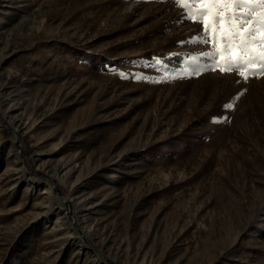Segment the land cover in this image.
Here are the masks:
<instances>
[{"label":"rangeland","instance_id":"374dc122","mask_svg":"<svg viewBox=\"0 0 264 264\" xmlns=\"http://www.w3.org/2000/svg\"><path fill=\"white\" fill-rule=\"evenodd\" d=\"M185 16L0 0V264H264V78L157 82Z\"/></svg>","mask_w":264,"mask_h":264},{"label":"snow or ice","instance_id":"6c2138e0","mask_svg":"<svg viewBox=\"0 0 264 264\" xmlns=\"http://www.w3.org/2000/svg\"><path fill=\"white\" fill-rule=\"evenodd\" d=\"M185 9L187 21L199 23V33L189 41L205 45L207 51L189 57L176 73H165L162 81L176 78L199 77L209 71L220 74L237 73L247 82L251 78H264V0H176ZM171 55V54H169ZM164 65L162 58H153ZM124 74H122V77ZM133 79H144L135 76ZM239 82V81H237ZM234 99H238V96ZM234 108L232 102L223 105ZM213 122L218 118L213 117ZM222 122L226 117L219 118Z\"/></svg>","mask_w":264,"mask_h":264},{"label":"bare ground","instance_id":"6f19581e","mask_svg":"<svg viewBox=\"0 0 264 264\" xmlns=\"http://www.w3.org/2000/svg\"><path fill=\"white\" fill-rule=\"evenodd\" d=\"M70 213H72V211H70Z\"/></svg>","mask_w":264,"mask_h":264}]
</instances>
